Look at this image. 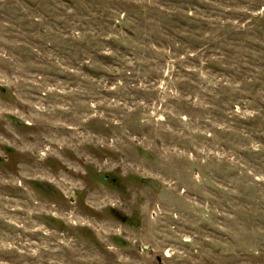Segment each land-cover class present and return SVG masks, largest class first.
Returning <instances> with one entry per match:
<instances>
[{"label": "rangeland", "instance_id": "obj_1", "mask_svg": "<svg viewBox=\"0 0 264 264\" xmlns=\"http://www.w3.org/2000/svg\"><path fill=\"white\" fill-rule=\"evenodd\" d=\"M0 264H264V0H0Z\"/></svg>", "mask_w": 264, "mask_h": 264}]
</instances>
